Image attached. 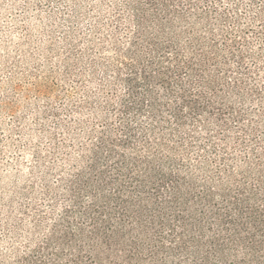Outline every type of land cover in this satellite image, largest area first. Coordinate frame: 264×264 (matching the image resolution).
I'll return each mask as SVG.
<instances>
[{"label":"trees","instance_id":"obj_1","mask_svg":"<svg viewBox=\"0 0 264 264\" xmlns=\"http://www.w3.org/2000/svg\"><path fill=\"white\" fill-rule=\"evenodd\" d=\"M233 12L107 3L92 39L105 76L50 109L35 152L48 171L5 264H264V125L247 103L260 80Z\"/></svg>","mask_w":264,"mask_h":264},{"label":"rangeland","instance_id":"obj_2","mask_svg":"<svg viewBox=\"0 0 264 264\" xmlns=\"http://www.w3.org/2000/svg\"><path fill=\"white\" fill-rule=\"evenodd\" d=\"M109 1L0 0V264L22 247L30 223L21 221V206L48 171L35 152L48 143L50 109L94 93L93 71L105 76L92 39ZM224 1L237 18L227 24L254 55L249 63L260 81L247 103L264 125V0ZM49 85L52 95L41 91ZM66 89L70 97L59 99Z\"/></svg>","mask_w":264,"mask_h":264}]
</instances>
